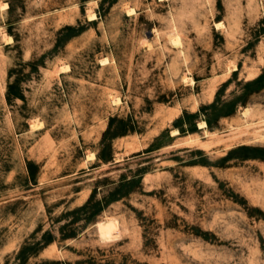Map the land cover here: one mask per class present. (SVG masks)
<instances>
[{"label":"rangeland","instance_id":"374dc122","mask_svg":"<svg viewBox=\"0 0 264 264\" xmlns=\"http://www.w3.org/2000/svg\"><path fill=\"white\" fill-rule=\"evenodd\" d=\"M0 264H264V0H0Z\"/></svg>","mask_w":264,"mask_h":264},{"label":"bare ground","instance_id":"6f19581e","mask_svg":"<svg viewBox=\"0 0 264 264\" xmlns=\"http://www.w3.org/2000/svg\"><path fill=\"white\" fill-rule=\"evenodd\" d=\"M133 11V9H130L128 12L131 13ZM90 17L92 19H95V13L90 14ZM96 20V19H95ZM221 23H217V27H219ZM222 26V25H221ZM177 33V32H176ZM178 35V34H177ZM171 36V35H170ZM174 36V35H173ZM172 36V37H173ZM170 39V38H169ZM171 42L173 44H175V46H179L181 44V40L178 36H175L173 38H171ZM149 46V45H148ZM177 48V47H176ZM102 62V61H101ZM107 64V63H105ZM109 64V63H108ZM69 69V66L65 65V67L63 66V69ZM67 69V70H68ZM231 71H235L237 70L236 66H231L230 67ZM66 71V70H65ZM185 81H190L192 82L193 80L190 77H184ZM116 100V98H115ZM119 99H117L116 101H118ZM119 102V101H118ZM120 104V103H118ZM249 109L248 108H244L243 110V115L247 116L249 114ZM199 128L200 129H206L207 128V124L205 121H200L199 122ZM172 134L177 135L179 134V130L178 129H174ZM97 226V232H98V236L102 239V240H112L114 238H116L118 236V234L120 233V228H119V221L116 218L113 217H109V218H105L103 220H100L96 223Z\"/></svg>","mask_w":264,"mask_h":264}]
</instances>
